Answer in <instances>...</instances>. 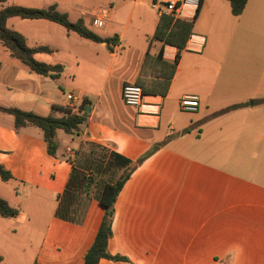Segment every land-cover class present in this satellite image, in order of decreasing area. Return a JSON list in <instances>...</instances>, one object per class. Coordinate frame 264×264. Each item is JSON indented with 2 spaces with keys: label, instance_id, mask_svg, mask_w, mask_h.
I'll use <instances>...</instances> for the list:
<instances>
[{
  "label": "crops",
  "instance_id": "obj_1",
  "mask_svg": "<svg viewBox=\"0 0 264 264\" xmlns=\"http://www.w3.org/2000/svg\"><path fill=\"white\" fill-rule=\"evenodd\" d=\"M152 1L104 0L101 26L91 24L88 0L3 4L55 6L113 40L95 43L46 20L6 21L28 47L51 50L35 53L36 61L62 71L57 79L33 73L0 44V106L86 116L78 132L56 131L53 157L39 128L15 129L0 112V165L13 177L4 182L13 202L0 198L18 211L11 227H0V264L20 231L29 264H83L103 217L98 197L122 172L111 155L134 163L154 145L114 203L107 250L127 260L98 264H264V0H247L239 16L225 0L183 6L179 19L193 25L180 51L152 40L160 17ZM160 49L164 63L178 55L166 93L127 106L123 84ZM185 95L198 98L196 112L180 109ZM231 105L242 107L211 117Z\"/></svg>",
  "mask_w": 264,
  "mask_h": 264
},
{
  "label": "trees",
  "instance_id": "obj_2",
  "mask_svg": "<svg viewBox=\"0 0 264 264\" xmlns=\"http://www.w3.org/2000/svg\"><path fill=\"white\" fill-rule=\"evenodd\" d=\"M199 1L196 11L201 5L202 0ZM225 1L229 3L233 16H239L247 2V0ZM5 2L6 0H0V44L9 51L12 57L18 59L26 66L29 71L38 75L50 76L57 79L62 71V67L60 65H48L36 61L33 57L35 53H49L51 50L47 47H28L23 36L6 27V21L8 19L17 17L23 20H46L62 26L65 30L73 32L83 39L95 43H106L109 45L113 40L112 38H101L88 29L81 19L74 22L70 21L67 15L57 11L55 6H50L46 9H35L22 6L4 7L3 4ZM192 25V21L174 19L170 16L162 15L159 17L152 40L161 43L162 47L171 46L180 51L184 49L187 40L191 36ZM177 61L178 55H176L172 64L162 62L161 49L156 56L146 54L136 81L133 84L140 87L144 95L163 96L169 87ZM146 68H148V70H146ZM159 69L163 72H160ZM156 70H158V72H156ZM241 107L242 105H231L213 113L211 117L222 115ZM61 111L63 113L62 117H55L53 115L40 116L33 112L0 106V112L12 116L15 129L26 126L39 128L42 131L46 143L47 153L53 157L56 156L57 149L55 142L56 131L62 130L67 134H74L78 132L79 126L85 121L86 116L83 112L75 113L68 108L61 109ZM158 146L159 145H154L134 163L117 154L111 155L114 163L122 169V172L114 183L105 184L103 186L98 197V205L103 210V217L96 236L84 255L83 264H98L101 259L114 262L127 260L119 255H111L107 250V243L112 235L111 223L114 213V203L136 166L151 156L157 150ZM12 179L13 177L10 172L0 165V180L2 182H8ZM17 215L18 211L0 198V217L13 218ZM1 261L2 259L0 257V262Z\"/></svg>",
  "mask_w": 264,
  "mask_h": 264
},
{
  "label": "built area",
  "instance_id": "obj_3",
  "mask_svg": "<svg viewBox=\"0 0 264 264\" xmlns=\"http://www.w3.org/2000/svg\"><path fill=\"white\" fill-rule=\"evenodd\" d=\"M199 0H153L150 7L159 15L170 16L174 19H179L182 16V7L190 6L196 9L199 5ZM91 24L101 26L107 21L109 11L107 8L98 9L97 12L91 14ZM121 97L127 106L142 107L144 94L142 89L133 83H124L121 88ZM67 99H74L71 95ZM179 106L182 111L196 112L198 108V98L193 95H185L179 101Z\"/></svg>",
  "mask_w": 264,
  "mask_h": 264
},
{
  "label": "rangeland",
  "instance_id": "obj_4",
  "mask_svg": "<svg viewBox=\"0 0 264 264\" xmlns=\"http://www.w3.org/2000/svg\"><path fill=\"white\" fill-rule=\"evenodd\" d=\"M88 2H89V10H93L89 14L90 18L92 17L91 14L97 12L98 9H101L104 7L102 6V3L104 2V0H88ZM102 29H104V27H102ZM255 109H259V108L255 107ZM6 185H7L6 183L0 180V194L4 196L8 202H13L11 201L10 197H8L7 195V192H9L8 189L10 186L9 185L6 186ZM26 214L28 213L26 212ZM28 215L29 217L31 216L30 214ZM11 221H12L11 218H1L0 217V227H11L9 224ZM32 222H33V219H32ZM12 225L15 226L14 224ZM19 227H23V226L20 224ZM26 234L27 233L25 231H20L18 232V236L16 237L13 236V239H12L13 242H9L7 245V246H11L8 248L12 250L13 253L11 254L4 253V256H3V258H5L4 264H29V255H28L29 251L27 249V241H26L28 238ZM5 238L7 237L3 236L4 241L6 240ZM31 243L33 244V241H31ZM30 246L31 245H28V248Z\"/></svg>",
  "mask_w": 264,
  "mask_h": 264
},
{
  "label": "water",
  "instance_id": "obj_5",
  "mask_svg": "<svg viewBox=\"0 0 264 264\" xmlns=\"http://www.w3.org/2000/svg\"><path fill=\"white\" fill-rule=\"evenodd\" d=\"M87 111H88V109H87Z\"/></svg>",
  "mask_w": 264,
  "mask_h": 264
}]
</instances>
